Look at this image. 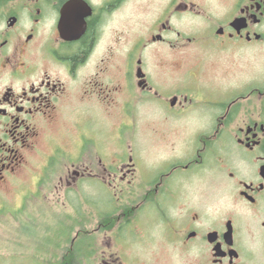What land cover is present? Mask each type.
<instances>
[{"label": "flooded vegetation", "instance_id": "flooded-vegetation-1", "mask_svg": "<svg viewBox=\"0 0 264 264\" xmlns=\"http://www.w3.org/2000/svg\"><path fill=\"white\" fill-rule=\"evenodd\" d=\"M189 57L195 67L178 77L172 65ZM227 58L224 73L244 62L238 80L210 68ZM199 67L212 71L201 78ZM66 113L108 118L133 142L105 141L104 161L91 139L89 162L80 152L60 176L64 192L99 182L123 204L36 264H264V0H0V198L26 182L30 157ZM52 151L43 169L63 155L57 143ZM41 176L17 190L20 206L2 203L21 213V229L34 221L32 198L49 193ZM101 231L110 234L98 242ZM29 256L0 252V264Z\"/></svg>", "mask_w": 264, "mask_h": 264}, {"label": "rangeland", "instance_id": "rangeland-1", "mask_svg": "<svg viewBox=\"0 0 264 264\" xmlns=\"http://www.w3.org/2000/svg\"><path fill=\"white\" fill-rule=\"evenodd\" d=\"M225 55H227L225 53ZM228 56V55H227ZM172 65V70L179 75L184 73L186 67H195V59L190 58L186 61V65H183L179 62ZM185 62V61H184ZM231 60L228 61V58L224 61L215 63L210 68H216L218 74L217 77L223 81H234L238 80L239 76H235L240 68L244 70V62H240L230 73H224L227 68H229ZM185 64V63H184ZM197 67V66H196ZM204 67V66H203ZM194 70L195 76L206 77L207 72H211V69L206 70L199 67V71ZM234 75V76H231ZM240 75V74H239ZM205 87L201 83H197L193 87L192 93L202 97L206 92ZM118 109V108H117ZM89 117H76L72 113H66L59 117L54 123L49 127L46 136L40 141L39 150L36 154L32 155L30 158V163L22 172V178L29 183L33 177L42 174V179H48L50 182L46 187L42 183V191H47L46 198H32L31 211L34 212V221L31 218V224L28 225V229H21L17 224L21 219V213H12V208L20 206L22 204L21 199L18 197L21 193L18 191H24L29 189V185L26 182L20 183L17 187L7 190L5 193V198H0V252L9 256L17 255H30L28 259H23L25 264H36L34 257H45V255L57 253L62 251L64 248L67 249V237L71 238L77 232L76 240L78 238H85L91 235L90 229L93 227L97 220H100L101 211H106V209L113 208L114 206L122 205L123 200H119L112 195V193L106 194L103 190V186L99 182H82L81 184V195L75 197L72 192H64L65 187L62 183H59L61 175L66 173V165H70L71 161L75 158L81 156L84 161L89 162L91 158L90 155V140L95 139L96 146L98 147L99 152H103L104 161H110L109 155L106 154L104 146L106 145L105 141H108L109 144H112L113 147L121 146V143L124 139L127 141L133 142L130 137H123L119 139L118 129L116 127H111V121L108 118L100 116L96 113ZM196 114V113H195ZM123 118L114 117L113 123L117 124L119 120ZM79 125L81 128H79ZM79 130L84 131L86 134L85 141L87 142L86 149H80V143L76 144L78 140ZM125 134H130L139 132V128L132 129L126 128ZM53 136L52 141L49 136ZM139 134L137 133V136ZM107 138V139H106ZM55 141V142H54ZM57 143L61 150H63V155L60 152L59 156H50L52 160L50 161V166L43 169V163L49 161L47 154L51 155L53 145ZM89 143V144H88ZM143 144L140 141L139 137L134 139V147L139 148L143 147ZM83 150V151H82ZM150 158L147 163L153 164L152 161L158 164L160 158L163 157V151H150ZM149 156V154H147ZM86 159V160H85ZM35 177V178H36ZM30 184V183H29ZM94 187L95 196H85L87 195L86 191L91 190ZM36 189V188H34ZM76 195V194H75ZM107 195V196H106ZM25 200V199H24ZM26 205H29L30 198H27ZM7 204L9 207L4 209V205ZM20 211V210H19ZM144 226L148 227L147 222H144L143 229H146ZM12 227V228H10ZM19 229V230H18ZM116 230V229H114ZM109 233L104 234L98 233V242L100 239L106 238L109 236ZM107 235V236H106ZM78 241V240H77ZM138 251V250H137ZM33 256V257H32ZM14 264H22L21 258L17 259Z\"/></svg>", "mask_w": 264, "mask_h": 264}]
</instances>
